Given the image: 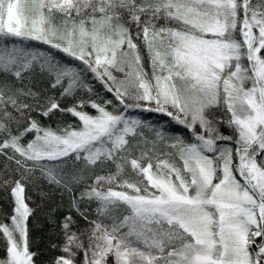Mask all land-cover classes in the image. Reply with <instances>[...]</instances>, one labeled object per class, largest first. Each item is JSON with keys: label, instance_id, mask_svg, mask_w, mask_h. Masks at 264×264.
<instances>
[{"label": "snow or ice", "instance_id": "snow-or-ice-1", "mask_svg": "<svg viewBox=\"0 0 264 264\" xmlns=\"http://www.w3.org/2000/svg\"><path fill=\"white\" fill-rule=\"evenodd\" d=\"M0 157V264L37 173L87 225L52 264H264V0H0Z\"/></svg>", "mask_w": 264, "mask_h": 264}, {"label": "trees", "instance_id": "trees-1", "mask_svg": "<svg viewBox=\"0 0 264 264\" xmlns=\"http://www.w3.org/2000/svg\"><path fill=\"white\" fill-rule=\"evenodd\" d=\"M135 26L133 25V28ZM96 88L100 90L101 98H111L110 95L103 92L99 84ZM51 94V92H49ZM81 95L87 99L86 93ZM64 105L71 106L74 101L68 98L62 102ZM92 114L95 111L91 108H87ZM139 114V113H137ZM36 115V113H33ZM143 117H147L149 122L163 125L166 129L184 134L187 136L182 126L176 125L171 121L169 117L160 113H143ZM43 119V118H42ZM45 124H51L53 127L57 123L64 125L74 122V118L68 114L57 113L50 119L43 120ZM225 134H230V130L227 128L222 129ZM150 135V133H149ZM7 162L3 157H0V175L5 174V164ZM10 167H14L10 165ZM9 174H11L9 172ZM103 174V173H102ZM28 192L32 197L30 206L35 209L34 215L30 217V234H31V247L32 250L38 253L37 264H52L54 258L60 255L59 245L62 244L63 237L60 230V225L64 220V217L71 214L77 219V225L75 227L83 230L87 227L86 222L83 221L78 214L70 206V194L61 192L60 189L53 185H49L45 180L40 178L39 173L36 174L34 182L29 186ZM79 195V192L76 193ZM93 209L95 205L92 206ZM4 213H11L10 197L7 193L0 189V217ZM57 245L53 248V245ZM4 255L3 245L0 244V256ZM82 260V256L78 257Z\"/></svg>", "mask_w": 264, "mask_h": 264}]
</instances>
